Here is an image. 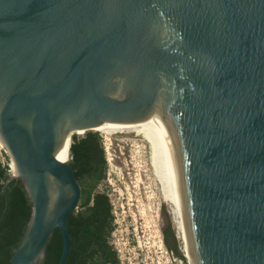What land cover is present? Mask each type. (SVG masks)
<instances>
[{
  "label": "water",
  "instance_id": "obj_1",
  "mask_svg": "<svg viewBox=\"0 0 264 264\" xmlns=\"http://www.w3.org/2000/svg\"><path fill=\"white\" fill-rule=\"evenodd\" d=\"M150 114L182 168L193 263L264 264V0H0V137L19 170L3 192L20 178L33 202L11 264H42L55 228L67 262L81 186L58 143Z\"/></svg>",
  "mask_w": 264,
  "mask_h": 264
},
{
  "label": "trees",
  "instance_id": "obj_2",
  "mask_svg": "<svg viewBox=\"0 0 264 264\" xmlns=\"http://www.w3.org/2000/svg\"><path fill=\"white\" fill-rule=\"evenodd\" d=\"M103 135L100 130H89L74 134L70 143L71 166L81 186V199L70 214L71 248L66 264H121L118 251L110 243L116 227L112 200L100 188L108 169ZM9 175L10 166L0 157V264H11L33 211L32 199L20 178L9 181L3 192ZM164 241L172 254L187 264L171 224L164 229ZM63 243L60 228H55L42 264H59Z\"/></svg>",
  "mask_w": 264,
  "mask_h": 264
},
{
  "label": "rangeland",
  "instance_id": "obj_3",
  "mask_svg": "<svg viewBox=\"0 0 264 264\" xmlns=\"http://www.w3.org/2000/svg\"><path fill=\"white\" fill-rule=\"evenodd\" d=\"M126 132L137 133H118L110 139L103 135L108 169L100 188L112 200L116 224L110 243L118 251L121 264H185L164 241V229L171 224L181 252L187 254L151 143L136 129ZM6 149L3 147L0 157L12 164L8 151L9 157L5 156Z\"/></svg>",
  "mask_w": 264,
  "mask_h": 264
},
{
  "label": "bare ground",
  "instance_id": "obj_4",
  "mask_svg": "<svg viewBox=\"0 0 264 264\" xmlns=\"http://www.w3.org/2000/svg\"><path fill=\"white\" fill-rule=\"evenodd\" d=\"M129 129H136V131L141 132L151 143L156 166L159 169L161 178L163 179V184L164 186H168L167 197L169 198V202L172 204L171 209L176 222L178 235L181 239L183 248L187 253L186 256L189 260L188 263L194 264L188 226L183 173L166 123L161 115L150 114L145 119L136 122L126 124L108 123L97 128L98 131L100 130L105 137L109 139L110 136L118 133H137L126 132V130ZM71 142L72 139L69 136L67 139L61 140L56 146V154L61 160L67 161L70 159ZM0 145L7 147L1 137ZM11 169L14 173L19 172L15 162H12ZM48 186L50 190L55 188V186H53V182L50 180L48 181Z\"/></svg>",
  "mask_w": 264,
  "mask_h": 264
},
{
  "label": "built area",
  "instance_id": "obj_5",
  "mask_svg": "<svg viewBox=\"0 0 264 264\" xmlns=\"http://www.w3.org/2000/svg\"><path fill=\"white\" fill-rule=\"evenodd\" d=\"M2 151H3V147H0V154H1V155H2ZM5 154H7V150L5 151ZM4 158H5V156H4ZM2 161H3L4 164H6L4 160H2ZM7 164H8L9 166L11 165L9 162H7Z\"/></svg>",
  "mask_w": 264,
  "mask_h": 264
}]
</instances>
